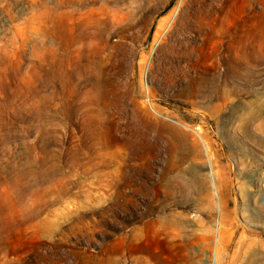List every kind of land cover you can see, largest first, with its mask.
<instances>
[{
	"label": "rangeland",
	"instance_id": "obj_1",
	"mask_svg": "<svg viewBox=\"0 0 264 264\" xmlns=\"http://www.w3.org/2000/svg\"><path fill=\"white\" fill-rule=\"evenodd\" d=\"M206 1L0 0V264H117L172 212L197 264L264 249V0L201 44Z\"/></svg>",
	"mask_w": 264,
	"mask_h": 264
},
{
	"label": "bare ground",
	"instance_id": "obj_2",
	"mask_svg": "<svg viewBox=\"0 0 264 264\" xmlns=\"http://www.w3.org/2000/svg\"><path fill=\"white\" fill-rule=\"evenodd\" d=\"M207 3L206 1V3L193 4L192 6V8L194 7V20L191 16L190 17L192 18L194 30L196 32L194 37L195 40H199L202 44L204 38L212 33L214 27L223 20L226 9L234 6L236 3L239 7L242 30H244L247 0H210L209 4ZM100 23L101 19H96L92 26L93 28L85 24L81 29L80 37L85 38L86 36L95 34ZM68 55H71V49L69 48ZM69 64L71 66L72 61H70ZM174 188L176 187L172 186L170 188L171 192ZM199 226L200 224L198 225L188 220L183 214L172 212L164 216L163 219L150 222L146 227L139 229L133 234H128L129 232L127 233L122 228L118 236L116 262L117 264H197L196 256L193 253L194 246L204 240H206L208 244L213 242L210 229L199 228ZM218 234L219 227L215 244L218 243ZM149 235L162 241L163 249L159 254L152 252V250L150 251V249L145 246L144 240L149 237ZM230 240L226 242V246H228ZM240 242L241 241H239L238 245ZM136 252H140L144 255L136 256ZM216 256L217 250L214 248V259L213 257L211 258L210 264H213V260L216 261ZM232 261L233 260H231V263ZM241 264H264V249L258 246L252 248L249 245Z\"/></svg>",
	"mask_w": 264,
	"mask_h": 264
}]
</instances>
